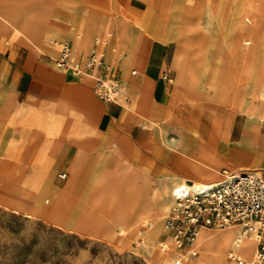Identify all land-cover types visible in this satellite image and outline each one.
I'll use <instances>...</instances> for the list:
<instances>
[{
    "label": "rangeland",
    "instance_id": "obj_1",
    "mask_svg": "<svg viewBox=\"0 0 264 264\" xmlns=\"http://www.w3.org/2000/svg\"><path fill=\"white\" fill-rule=\"evenodd\" d=\"M12 1L16 6L30 7L35 18H41L38 21L40 24H37L40 28L43 27L41 26L44 21L43 15L50 19L46 25L45 35L51 40L44 42L43 45L59 47L60 42L68 39H54L47 33L56 20V15L53 16L50 10L47 13L43 11L45 7L50 8L49 0ZM178 1H133L140 12L135 16L124 10L119 11L120 19L130 21L127 18L129 15L139 21V25L134 24L142 31L147 27L163 28L168 20L167 32L174 34L180 29L174 25L177 18L181 21L180 33L187 32L188 55L193 69H187L188 83L182 88L176 115L166 124L160 125L159 133L153 139L156 150L153 163L156 167L145 168L138 163L124 167L123 159L118 160L112 167L101 164L96 166L92 179L95 180L104 171L108 177L103 184L95 186L94 181L92 183L87 180L75 181L72 188L77 197L69 194L70 198L65 196L66 199L63 200L53 194L55 191L53 183L49 188L44 180L43 171L48 164L43 159L40 161V169L32 179V184L29 181L5 179L17 178L19 170L16 161L11 164L3 163L0 165V264H150V252L155 250L161 254L159 243L164 240V236L162 234L154 247L147 241L144 233L153 223L150 222V215L143 207L137 209V212L144 214L138 226H129V198L134 191L137 193V190L138 193L146 190L148 195L157 196L167 177L176 176L169 173L168 168L164 166L167 164L169 168L180 172L181 170L176 169L178 165L182 163L185 166L190 161L188 146L193 145V141L199 143L201 140L198 135L199 126H210L217 118V113L223 110V102H216L220 94L214 88V80L221 83L227 80L228 83V96L223 99L226 104L224 116L230 119L228 127L230 128L231 124L233 125L231 121L241 114L246 116L242 141L240 144L232 145L233 151L244 158L262 154L264 146L260 139H263L261 126L264 120L261 123L256 122L257 117L235 107V101L242 96L247 106L251 105L252 93L256 92L258 84L264 77V0H231L232 7L226 4L227 0H185L184 9L176 16ZM62 2L63 0H59L58 6ZM85 2L91 15L112 12L110 0ZM67 11L62 9L59 17L65 21L72 20L73 23V17ZM213 19L216 21L222 19L223 33L220 37L212 35ZM225 19L226 24L223 22ZM193 21L198 24L197 28L192 25ZM230 32L236 37L231 38ZM0 33L25 40L5 28H0ZM95 43L99 42L95 40ZM167 45L170 51H175V42L170 41ZM226 45L231 46L228 54L224 51ZM215 46L221 48L219 53L214 51ZM58 57L59 54L54 58L55 68H57L55 60ZM123 59L124 53L119 61ZM85 62L87 63V59ZM218 64L222 65L223 69H219ZM111 70L114 72V69ZM132 70L136 69H128L129 76ZM123 104L128 107L127 103ZM228 134L220 141L223 143L227 141ZM4 140L0 139L1 142ZM3 150L0 143V160L5 157ZM229 163L224 164L221 169L219 164L216 168L207 170L203 174V181L206 182L201 183L219 181L222 169L244 171L251 169L237 166L233 161ZM62 173L68 172L64 168L55 172L54 184L59 191L67 192L69 178L61 179L59 175ZM216 178L218 179L215 180ZM117 225L120 226V232L114 230ZM127 237L132 239L128 246H124L121 243ZM141 241L143 242L140 245ZM146 244L152 248H148ZM199 257L188 256L186 262L190 259L196 261Z\"/></svg>",
    "mask_w": 264,
    "mask_h": 264
},
{
    "label": "crops",
    "instance_id": "obj_2",
    "mask_svg": "<svg viewBox=\"0 0 264 264\" xmlns=\"http://www.w3.org/2000/svg\"><path fill=\"white\" fill-rule=\"evenodd\" d=\"M133 1L139 0H110L112 14L109 11L96 16L89 13L85 0H63L55 10L57 26L65 24L76 28L73 38L64 39L72 44L73 52L74 40L86 35L82 42L84 52L76 53L79 55V63L83 64L94 52H105L107 63L114 69L112 74L121 84L119 99L113 104L98 99L94 91L93 77L78 78L53 66L54 58L60 54V49L53 45H43L51 40L45 35L49 18L43 15L41 28L37 25L40 24L38 21L41 18L36 19L34 29L40 36L34 39V42L39 49L25 40L0 33V139H5L0 141L5 151L0 165L16 161L19 170L17 178L5 179L29 181L32 184L43 159L48 164L47 177L55 187L53 194L62 199L59 196L77 197L72 184L76 183L80 172L87 168L89 163L101 162L112 167L118 160L123 159L124 167L137 163L145 168L156 167L153 163L156 154L153 139L159 133L160 125L166 124L176 115L182 88L188 83L187 69L193 67L188 55L187 32L180 33L181 21L175 19L174 25L180 29L174 34L167 32L168 20L163 28L147 27L142 31L132 21L120 19V10L133 16L140 14L139 7L134 5ZM184 4L185 0L178 1L176 16L184 9ZM226 4L232 7L231 0H227ZM48 5L50 8L45 7V13L54 10L50 0ZM62 9L68 10L67 13L73 17V23L72 20L65 21L59 17ZM78 12L79 24L82 30H85V35L77 25ZM221 21L222 19L212 20L214 37H220L223 33ZM223 22L226 24V19ZM192 25L198 27L194 21ZM102 28H105L107 43L99 46L92 37ZM230 34L231 38L236 37L233 33ZM114 39L122 43L118 57L110 52ZM170 41L175 42V51L168 49L167 43ZM230 50L231 46L226 45L224 51L228 54ZM214 51L219 53L221 48L215 46ZM122 53L124 59L119 61ZM217 67L223 69L220 64ZM128 69L136 70H132L129 76ZM133 71L136 72L135 75L132 74ZM166 76L170 77L172 82L166 80ZM219 83L221 81L214 80L218 87ZM221 84L227 85V80ZM218 92L220 94V90ZM123 102L128 104L127 108ZM245 120L246 116L241 114L231 121L233 125L231 124L228 132L230 144L241 143ZM215 121H219V118ZM221 121L220 118L219 123ZM261 136L263 139H260V143L264 146V122L261 126ZM261 153L262 164L259 169L246 171H253L264 177V149ZM224 164L220 165V169ZM60 168L68 172L59 175L60 178L66 175L61 179L69 178L67 192L59 191L54 184L55 172ZM164 168H168L169 173L176 174L180 182L190 179L187 180L190 185H212L222 178L221 175L217 182L202 184L201 182H206L203 181V174L194 169L183 170L182 163L176 168L183 170L180 172L169 168L167 164ZM224 170L230 169H222ZM230 171L245 172L242 169ZM114 230L120 232V226L117 225ZM162 234L163 239H166L164 229ZM243 237L256 240L257 250L258 240L254 236ZM130 239L132 237H127L121 244L128 246ZM174 251L175 249H172L168 253L160 254L153 250L150 252L149 263L165 264L168 260L172 261ZM232 252L238 254L236 251Z\"/></svg>",
    "mask_w": 264,
    "mask_h": 264
},
{
    "label": "bare ground",
    "instance_id": "obj_3",
    "mask_svg": "<svg viewBox=\"0 0 264 264\" xmlns=\"http://www.w3.org/2000/svg\"><path fill=\"white\" fill-rule=\"evenodd\" d=\"M50 3L52 4V8L54 9L52 10V15L55 16V10L58 7L59 0H50ZM127 18L132 21V23H137L139 25V21L133 19L131 16L128 15ZM55 21L47 31V33L52 36V38L63 39L74 37V32L76 28L68 27L65 24L63 26L58 24L57 26L55 24ZM76 21L78 28L85 35V30H82L79 24V16H77ZM35 27L36 18L32 11H30V7L24 5L16 6L12 0H0V28H5L13 31L18 37L25 39L28 43L38 48L39 46L36 45L34 39H37L40 36V33L35 32ZM104 29L105 28H102V30L97 31L95 36L92 37V39L99 42V46H103L107 43L105 39L106 34L104 32ZM85 37L74 40L75 44L73 55L76 60H79V55L77 56L76 53L84 52L82 42L84 41ZM121 44L122 43H120L118 40L114 39L111 45V54L115 56L117 55L118 57L121 53ZM82 65L85 66L86 62H84ZM214 88L216 91L220 90V98L216 99V102H223L222 109L224 110L225 100L223 99L228 96L229 88L227 85H223L222 88H220L217 86V84H214ZM205 95H207L206 92ZM252 97L253 98L251 105L248 106L244 101V98L242 96L239 97L235 101V107L239 108L242 112H250L252 116L257 117L256 122L261 123V121L264 120V77H262V80L258 84L256 92L252 93ZM223 110L217 113L219 121H213L208 127L199 126L198 135L201 140H199V143L197 141H193V145L188 146L187 151H190V153L188 154L190 157V161H188L187 164L183 166V170L194 169V171H198L204 174L207 170H212L213 168H216V166H218L219 164H230L229 161L235 162L237 166L239 165L242 167H250L251 169H259L260 165L262 164L261 155H253L248 158H244L239 153L233 151V144H230L228 140L224 143L220 141L222 137H225L228 134V120H230L226 115L224 116L225 113H223ZM220 118L222 120L221 123H219ZM194 143H197V145L195 146ZM101 164V162L89 163L88 167L80 172L79 177L76 181L87 180L89 183H92L94 181L95 186L103 184L108 177V174L104 171L95 180L92 179L93 172L96 166H100ZM47 169L48 168L43 171V177L48 187L50 188L52 185V181H49L47 177ZM97 174H99V172ZM190 186L193 185H190L187 180H183L180 182L177 176H168L161 186L160 193L155 197L148 195L146 193V190L139 193L138 190L137 193L134 191L129 198V226H138L144 214L137 212V209L140 207L145 208V210H147L146 212L150 215V222H152L153 225L148 229L147 232L144 233V235L147 241L151 243V246L154 247V244H156V242L160 239V236L163 233L164 222L166 219L165 215L167 213L166 211L168 210V208H170V203L172 202L174 191L181 187ZM62 199L65 200L66 197L63 196ZM238 234V237L242 236V240L241 243L238 245L239 248H236ZM244 235L248 234H243L241 227L236 225L218 230L202 229L193 246V249L201 253L200 257L196 261L190 259L188 262H186V259L189 258L186 257L184 264H228L227 257L232 251L238 252L240 257L253 260L254 254H256V240L245 239L243 237ZM169 240L170 241L168 242L170 248L166 253H168L172 249H175V243L172 239L169 238ZM151 246L147 245L148 248ZM140 255L141 254H139V256ZM171 262L172 261L168 260L165 262V264H171Z\"/></svg>",
    "mask_w": 264,
    "mask_h": 264
},
{
    "label": "built area",
    "instance_id": "obj_4",
    "mask_svg": "<svg viewBox=\"0 0 264 264\" xmlns=\"http://www.w3.org/2000/svg\"><path fill=\"white\" fill-rule=\"evenodd\" d=\"M59 49V57L55 60L57 69L80 78L93 76L98 99L107 104L118 101L121 84L112 74L104 51L92 53L83 67L74 58L70 42H60ZM165 79L172 82L168 76ZM221 175V180L216 184L193 185L174 191L172 205L164 222L167 238L159 243L162 253L170 248L167 239L175 243L171 264H184L186 257L200 256L193 246L202 229H222L235 225L241 227L243 234L254 236L258 245L254 260L247 261L231 252L227 257L228 264H264V177L251 171L230 170L222 171ZM241 240L242 236L238 237L237 247Z\"/></svg>",
    "mask_w": 264,
    "mask_h": 264
}]
</instances>
